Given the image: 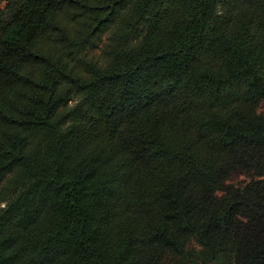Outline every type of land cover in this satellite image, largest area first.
<instances>
[{"label": "trees", "instance_id": "1", "mask_svg": "<svg viewBox=\"0 0 264 264\" xmlns=\"http://www.w3.org/2000/svg\"><path fill=\"white\" fill-rule=\"evenodd\" d=\"M1 204L0 264H264V0H0Z\"/></svg>", "mask_w": 264, "mask_h": 264}, {"label": "rangeland", "instance_id": "2", "mask_svg": "<svg viewBox=\"0 0 264 264\" xmlns=\"http://www.w3.org/2000/svg\"><path fill=\"white\" fill-rule=\"evenodd\" d=\"M4 7H5V4L2 5V8ZM103 46H104V43L100 45L97 50L88 51L87 58H92L95 61L101 60V50ZM248 181L249 179L245 177L244 175H236L232 178L230 183L233 185H245L246 183H248ZM2 207H3V204L0 205V210Z\"/></svg>", "mask_w": 264, "mask_h": 264}]
</instances>
